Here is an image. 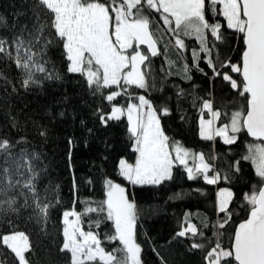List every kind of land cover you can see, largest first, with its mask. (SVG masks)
Listing matches in <instances>:
<instances>
[{"label":"trees","instance_id":"1","mask_svg":"<svg viewBox=\"0 0 264 264\" xmlns=\"http://www.w3.org/2000/svg\"><path fill=\"white\" fill-rule=\"evenodd\" d=\"M153 18L151 30L161 38V54L150 58L155 87L147 93L130 90L146 95L154 106L167 104L170 114L161 121L165 134L189 150L215 156V167L229 179L207 185L202 179L189 180L184 169L176 167L173 178L161 185L132 186L118 173L121 158L134 162L137 155L127 118L104 125L97 115L98 109L110 110L103 97L116 90L115 86L94 94L86 76L68 71L69 62L59 39H54L46 49L45 66L51 78L37 73L39 84L27 88L22 86L24 76L14 59L0 54V140L13 144L8 151H0V200L16 201L15 211H9L6 204L0 210L1 264H17L14 253L2 244V235L14 231H24L29 236L31 250L26 257L30 264H69L70 254L60 250L64 239L62 213L81 211L86 202L95 206L105 199L104 182L108 178L124 185L137 206V242L142 246V264H206L204 251L191 249L189 239L176 236L181 226H186V214H191L190 222L198 228L208 224L203 228L207 237L219 240L225 247L231 246L236 227L248 217L251 208L245 194L263 184L251 161L242 159L248 146L260 141L252 139L246 130L239 133L232 145H225L219 137L213 141L201 139L199 109L202 100L209 99L215 109L230 114L245 110L246 99L215 77L206 62L199 65L203 72L191 68V49L199 50L195 37H182L187 50L181 54L159 14ZM215 20L222 24L226 42H217L213 57L219 54L221 59L231 57L232 62L240 63L245 49L242 34L227 29L222 15ZM50 23L51 13L42 9L38 0H0V39L8 41L13 57L11 42L21 35L22 29H26L23 38L27 39L37 25H43L46 34L51 33ZM48 38L53 39L50 35ZM208 38L213 39L210 35ZM203 59L206 61L207 57ZM184 63L191 68L190 79L181 70ZM233 76L241 79L238 74ZM180 90L183 94L178 96ZM118 102L126 105L127 97H119ZM228 121L229 117L222 115L216 126ZM236 161L240 162L238 172L230 167ZM29 180L34 192L24 187ZM221 187H229L234 195L229 205L231 219L223 229H218L214 225L223 214L217 212L216 193ZM36 201L42 206L50 205L46 220L38 213ZM97 219L101 220L98 229L93 226ZM82 227L85 231L90 227L98 231L106 249L119 246L118 241L106 239L114 233V226L102 214L85 216Z\"/></svg>","mask_w":264,"mask_h":264},{"label":"snow or ice","instance_id":"2","mask_svg":"<svg viewBox=\"0 0 264 264\" xmlns=\"http://www.w3.org/2000/svg\"><path fill=\"white\" fill-rule=\"evenodd\" d=\"M42 9L51 13V33L46 34L43 25L34 26L28 38L21 35L14 38L9 50L8 41L0 39V54L14 59L22 72V86L38 85L37 73H48L45 59L47 47L54 39L62 41L68 71L86 76L87 84L93 92L103 89L111 91L103 98L110 110H97L101 123L120 121L127 118L128 131L134 140L137 153L134 163L121 158L118 161L119 176L132 186L161 185L173 178V170L182 167L189 180L202 179L207 185H218L229 176L214 165L215 156L193 153L179 142L170 140L162 128V117L170 114L167 104L154 106L144 94H136L130 89H141L146 93L155 87L151 74V57L160 55L158 44L161 38L152 31L154 14H159L166 29L175 37L174 46L183 54L187 45L182 37L199 42V50L191 49L192 66L201 72V62H206L215 77L227 82L246 99V109L226 111L215 109L209 99L200 104L199 135L201 139L213 141L219 137L225 145L234 144L242 131L257 141H264V0H38ZM217 6H220L217 8ZM226 20V28L242 34L245 49L240 63L231 57H213L217 42L223 44L226 37L217 16ZM53 39H49L48 36ZM209 35L213 38L209 40ZM141 46H146L142 49ZM37 51H33V49ZM207 57L204 61L203 56ZM143 66V68H142ZM169 66L172 63L169 62ZM191 68L182 66L185 78ZM167 75V73H165ZM238 74L241 79L234 78ZM207 75V73H205ZM2 78V76H0ZM162 91V89H161ZM178 91L177 95H182ZM127 97L126 105H120L118 98ZM115 102V103H113ZM205 115L210 118L205 119ZM229 121L217 127L221 116ZM43 134V133H41ZM13 144L0 140V151H8ZM193 160L192 166L189 159ZM242 159L255 166L256 175L264 182V143L250 144L248 153ZM239 161L230 167L239 171ZM11 186V184H10ZM105 199L96 203L86 202L81 211L66 210L62 213L63 244L61 252L70 254L69 264H142V246L137 242L138 212L136 204L130 200L128 189L121 183L108 178L104 182ZM24 187L35 191L29 180ZM201 194H203L202 190ZM229 188L216 193L217 212L223 217L214 227L223 229L231 219L229 205L233 199ZM244 199L251 206L249 218L236 228L230 247L219 240L213 241L205 235L203 224L198 228L191 223V214H186L184 225L176 233L179 238L190 240V248L205 252L206 264H264V187L246 193ZM15 199L0 200V210L5 204L9 211H15ZM50 205L36 201V209L43 220L47 219ZM101 215L114 226V233L106 237L119 246L110 250L103 246L98 231H85L83 218L89 214ZM70 217L72 219H70ZM101 220L94 222L99 228ZM217 235L220 233L217 232ZM2 244L14 253L17 264H30L26 253L31 250L29 236L24 231H14L2 235Z\"/></svg>","mask_w":264,"mask_h":264},{"label":"rangeland","instance_id":"3","mask_svg":"<svg viewBox=\"0 0 264 264\" xmlns=\"http://www.w3.org/2000/svg\"><path fill=\"white\" fill-rule=\"evenodd\" d=\"M142 47V49H145L146 47L145 46H141ZM142 68H143V66H142ZM256 143H261V142H256ZM256 143H254V144H256ZM191 152H193V153H200V152H194V151H192V150H190ZM134 163V162H133ZM192 164H193V160L190 158L189 159V165L190 166H192ZM124 186V185H123ZM222 188H229V187H221V188H219V189H222ZM218 189V190H219ZM230 189V188H229ZM217 190V191H218ZM70 219H72L71 217H70ZM9 234H11V233H9ZM0 264H1V262H0Z\"/></svg>","mask_w":264,"mask_h":264},{"label":"water","instance_id":"4","mask_svg":"<svg viewBox=\"0 0 264 264\" xmlns=\"http://www.w3.org/2000/svg\"><path fill=\"white\" fill-rule=\"evenodd\" d=\"M145 47H146V46H145ZM158 48H159V46H158ZM241 57H242V56H241ZM251 138H252V137H251ZM252 139H254V138H252ZM261 142L264 143V141H261ZM261 187H264V182H263V184L261 185ZM249 215H250V211H249L248 217H247L246 219L249 218ZM246 219H245V220H246ZM243 221H244V220H243ZM243 221H241V222H243ZM241 222H240V223H241ZM240 223H239V224H240ZM239 224H238V225H239ZM237 227H238V226H237ZM237 227H236V228H237Z\"/></svg>","mask_w":264,"mask_h":264}]
</instances>
